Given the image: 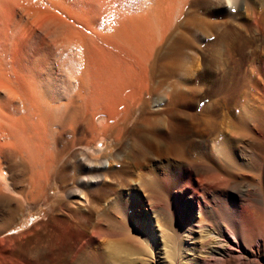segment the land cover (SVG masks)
Masks as SVG:
<instances>
[{"label": "bare ground", "instance_id": "obj_1", "mask_svg": "<svg viewBox=\"0 0 264 264\" xmlns=\"http://www.w3.org/2000/svg\"><path fill=\"white\" fill-rule=\"evenodd\" d=\"M22 1L24 2V0H0V32L8 29L7 25L4 24L3 14L13 13L12 10H16V6H21ZM58 1H54L55 4L62 7V10H65L64 12H68L69 14H67L72 19L78 21L79 24L76 23L77 21L75 23L81 26L79 29L72 23L67 22L62 13L61 15L64 18L59 13L58 15L57 12L45 10L47 15L45 17L42 15L46 19H39V22L35 20V22L40 25L39 28L46 26L47 31L51 30L52 25V27L58 25L62 29L60 30L62 33L60 38L62 36L61 40L65 39L60 40V42L67 40L72 43L75 38L76 46L73 45V49H70L71 45L74 44L73 41L72 44L69 43L70 47H68L73 51L74 48L78 50L80 47L78 56L76 55L77 50L75 55L72 54L73 51L67 52H71L73 57L82 56L84 59H81V61H84V63L82 62L84 64L82 66L83 71L77 73L78 69L81 68L80 66L83 65L81 62L79 63L81 65L76 67L78 76L75 75L77 81H79V90L73 91L71 96L65 100L57 99L58 101L56 100L57 103L55 104V98L51 99L46 96V93L52 95L54 85H50L53 86L51 92H49L50 89L45 91H39L38 87L36 89L35 83L31 81L34 77L32 76L33 79L31 75H29L31 79L24 77L22 62L19 59L16 60L17 58L13 56L10 58V67L14 74L12 76L14 80L5 83L3 75L0 77V88H5L4 94L0 91V157L5 155L8 160H18L17 162L25 167V171L29 172L26 180L27 184L20 192L9 194L0 189V254L4 248L3 244L6 249H11L14 254L15 252L19 254L20 260L16 261L15 259L11 262L12 264H67L69 261L74 260L79 261V264H102L104 260L102 248L105 244L103 239L106 236L111 237L115 234L116 229L118 230V228L115 229V227H118L115 221L119 222V215H122L121 219H123L124 212H126L122 204L123 193L130 199L140 194L141 191H160L161 189L167 190L169 194L176 190V193L186 195L189 193V189L195 185V181L199 180L203 182V200L199 202V212L203 214L210 210L208 207L211 205L208 196L210 188L205 185L206 181L211 177L222 176V171L228 165L233 164L234 157L238 154H241L244 159L255 160L261 147L260 143L251 137L247 140L240 139L237 141L235 135L237 133L232 132L231 138H223V140L202 137L200 142L204 143L207 150L200 154L197 151L198 146L195 140L174 137L172 134L171 122L173 120L177 121L178 124H184L186 121L191 123L195 120L198 123L210 125L212 126L210 130L208 129L210 134L217 130L214 119L204 120V118L211 115L216 118L218 115L217 109H205L199 115L193 112H185L183 115L185 114L186 119L182 118L181 113L184 111L181 108L184 107L185 100L189 98L188 96L191 97L195 94L193 91H198L200 88L197 87L196 82L183 84L175 80L174 76L177 70L182 67L181 63L186 60L182 61V58V60H179L178 58L181 56L175 58L174 61L171 60L172 55L177 54L184 57L185 49L197 46L198 39L202 37L201 34H197L198 30L209 36L208 33L210 34L213 29L209 21L197 17L198 15L191 9L181 19L182 10L175 11L177 0H156L152 13L138 14L137 12L136 15L129 13L118 15L117 11L111 9L114 11L112 13L113 11L110 12L109 9L108 15L105 14L106 16H102L108 10L104 11V7L110 5H108L109 1L106 0H103L105 4L101 0H92V2L86 4L81 2L82 7L80 11L76 9L77 12L73 11L75 8H71L73 9L71 10L68 6L62 4V1ZM222 1L229 7L226 0ZM100 2L104 7L101 6ZM29 3L30 12L34 15L37 10L34 9L32 3L30 4L34 8ZM197 3L198 0H194L192 5L194 6ZM97 5L101 6L102 11L99 7H96ZM234 7L237 8V12L234 10L236 14L231 15L230 21H225V28H222L223 30L215 35L212 43L215 47L217 46V50L226 53V57H228L227 64L229 66H226V70L222 69L225 71L228 82L220 85L219 88L225 91H236L235 94H237V91L244 90L246 83L243 63L249 55L256 60L264 53L261 51L264 48V42L260 43L257 37L259 32L264 36V12L259 11L258 7L255 8L252 0H232L229 8L233 9ZM115 12H117V16ZM243 17L246 18V22L238 23V19L240 20ZM104 19L107 21L115 20L120 23L117 24L121 26L119 30L117 29L118 32L114 30L115 34L110 33L111 29H114V27L110 29L112 27L109 25L110 23L108 24L109 27L107 26L108 28L106 27V30L102 31L101 26L105 21H101ZM234 22L236 26L234 24L230 25ZM113 23L116 22L113 21ZM9 26L11 27L10 23ZM113 26H116V24ZM109 29L110 31H107ZM27 30L26 27L21 28L23 32ZM2 33H0V47H2L0 53L3 51L1 54L4 55L5 53L6 56V52H8L6 56L8 57L11 48L9 43L5 44L3 42ZM213 33L215 34V32ZM77 34L82 37H77ZM79 39L81 42L84 41L81 46ZM100 42L109 46L110 49L114 48L116 50L112 52V50L106 49L107 47H102L103 45L101 46ZM63 44L61 43V46ZM77 45L79 46L77 47ZM65 46L63 45L61 48L65 50ZM68 47L66 50H68ZM130 47L135 48V50L129 51V49H132ZM215 47L213 48L215 49ZM118 49H120V53L125 52L126 56L132 58L131 61L126 62L125 66L118 63L117 60L119 59H116L117 57L113 59V55L117 53ZM217 50H214L215 54H218ZM62 52L65 53L63 50ZM214 53L213 56H215ZM73 57L72 59L75 61L76 58ZM218 57H221V55ZM164 58L167 62L160 63V60ZM72 59L69 60L73 61ZM0 61L2 63L4 60ZM75 62L71 64L74 63L75 65ZM220 62L215 64L217 65ZM151 71L155 79L158 75L156 84L157 87L163 90L159 91L160 94L155 99V105H160V108L156 107L157 109H151L147 105L148 101L144 97L146 91H135V89L145 88L143 87L147 82L145 80L146 78L150 80L151 73L149 76L148 73ZM156 72H158L157 75ZM199 74V70L195 69L190 78L195 79ZM46 84L49 85L50 83H45L42 90L49 87H46ZM62 94L64 93L62 92ZM169 98L178 108L173 107V109H170L169 106L172 107V104L169 105V103L172 101H167L168 109H162V102L169 100ZM141 108L144 109L141 118L146 122L142 123L140 119L138 122H133L132 118L135 112ZM150 114L155 116L152 115L153 118L146 116ZM204 114L207 116L201 117ZM158 119L159 121L162 120L163 124H157ZM205 121L208 123H205ZM141 124L146 126L145 133H140ZM238 127L242 128L241 126ZM206 135L208 136V134ZM108 137L114 138L116 141H123L117 153L104 154L96 149L98 141ZM224 137L226 136L224 135ZM63 142L66 144L63 145ZM60 144L62 145L60 146ZM68 153L70 156L66 157ZM155 160H164L165 163ZM1 166L0 164V168H2ZM68 167H71L72 170H78L76 176L80 179L78 185L70 190H67L69 176L65 173V171L68 172ZM137 170L141 172L137 173ZM4 174L0 173V182L5 181ZM138 175L140 176L139 179L136 178ZM55 188L59 189L58 194L53 193ZM77 192L82 193L83 196L80 197ZM54 196L57 199L49 203V199ZM190 196L193 198L194 195L191 193ZM65 199H68V201L64 203ZM40 201L50 208V213L46 218L29 228L14 231V227L17 226L19 221L27 217L26 211L29 206ZM213 208L212 211L216 213L217 217L225 212L222 206L220 210H217L214 205ZM86 209L88 212L84 213V219L87 220V223L95 218L94 216H98V223L95 225V230H91V234H88L87 230L81 229L79 226L81 224L78 220L79 214ZM139 214L140 216L145 215L144 211ZM167 219L171 222L181 221V218L176 219L174 211L167 215ZM121 222V227H124L122 229L128 228ZM87 223H82V227L86 226L88 228ZM238 224L237 226H227L226 229L218 222L215 224L217 225L216 231H218L220 238L225 239V242L227 240L229 245L234 246L231 242V236L239 244L243 230L250 231V225L246 221L242 220ZM119 247L121 248V246ZM122 248V251L127 249ZM117 250L120 252V249ZM227 250L228 248L226 250L216 249L212 251L211 255L213 258L215 257L214 259H217V254L225 255ZM126 251L129 252V250L124 252ZM10 254L9 252L7 255ZM0 264L3 263L0 261Z\"/></svg>", "mask_w": 264, "mask_h": 264}, {"label": "rangeland", "instance_id": "obj_2", "mask_svg": "<svg viewBox=\"0 0 264 264\" xmlns=\"http://www.w3.org/2000/svg\"><path fill=\"white\" fill-rule=\"evenodd\" d=\"M25 1L26 0H24V2L22 1L23 4H21V6H16V10H12L13 13L3 14L2 16L3 21L5 22L4 24L7 25L8 29H4L5 32L2 31L4 33H0H2V36L4 37L3 42L5 44L9 43L11 51L8 57H6L8 55V52H6V56L5 53L4 55L1 54L3 51L0 53V60H4L2 61V63L0 61V77L3 75V78H5V83H8L10 80H14L12 79V76L14 74L11 71L10 67V58L11 56H13L14 58H17L16 60L19 59V61L22 62L24 67V70L22 71L25 75L24 77L29 78V75H31V78L32 76L34 77V79L32 78L34 81H31L35 83L34 86L36 87V89L39 88V91H45L50 89L49 92H51V87L53 88V86L50 85H54V89H52L53 91L51 92L53 96L49 95L48 93H46V96H49V98L51 99L55 98V101L57 99L65 100L71 96V93L73 91L79 90L80 88L79 81H77L76 79L78 76V74H76V67H79L81 65H79L80 62L84 63V59L82 56L76 58L72 55L73 53L75 55V51L77 50V48H74V51L70 50L73 49V45L76 46L77 42L75 43V38L73 39L74 44H72L73 41L71 43L67 40L64 42H60V40L62 39V36L60 38V34L62 35L60 30L62 29L58 27V25H54V27L57 26L56 29H54L52 25L50 27L52 31H47L46 26H41L42 28L40 27V29V25H37V22H35V20L39 22V19H43L45 15H47L45 11L57 12V14L59 13L60 16L63 15L65 18L63 16L62 18L66 19L67 22L75 25V27H77L78 29L81 26L76 25V23L79 24L78 21L76 19H72L71 16L68 15V12H64L65 10L63 11L62 7H59L55 4V2L58 0H28L26 1L27 3ZM61 1L62 4H65L70 9L75 8L74 10L71 9L74 12H77L78 10L80 11L82 3L86 4L87 2H92V0H59L58 2ZM102 1L103 0H101V2ZM106 1H109L108 5L110 4L109 6L111 7H104L103 4H105V1H103V4L100 2L102 4L100 5L104 7V11L108 9L106 13L103 11L104 13L102 16L108 15L109 9L110 12H112L113 10L117 11L118 15H121L123 13H126V15L127 13L136 15L137 12L138 14L145 12L152 13L153 7L156 4V0ZM193 1L194 0H177L175 5V11L182 10V15L180 18L183 19L188 13V11L191 9L192 11H194L195 14L198 15L197 17H202L203 19L209 21V23L212 24L213 29L210 31V34L208 33L209 36L201 32V30H198L199 32L197 34L202 35V37L200 36L201 38L198 39L199 43H197V46L195 47H189L185 49L184 57H182V55L177 54L171 56L172 61H174L175 58L180 56L181 57L178 58L179 60H186L181 63L182 67L177 70L174 79L180 81L183 84H191L196 82L197 87L200 88V90L198 91H193V93L195 94L191 97L188 96L189 98L185 100V105L181 108L184 111L181 113L182 118L186 119L185 114L183 115V113L185 112H193L199 115L204 112L205 109H217L218 115L216 116V118H214L212 115L210 117H208L206 114H204V116L201 115V117L203 118L207 116L206 118H204V120L214 119L216 122L217 130L210 134L208 133V131L212 127L210 125L206 124V126L203 123H198L195 120H193L191 123L186 121L184 124H178L177 121L173 120L171 122L172 134L174 137L189 138L195 140L198 146L197 151L202 154L205 152V150H207L204 143H202V141L200 142V139L202 140V137H205L206 139L213 138V140H216L219 138L220 140H223V138H231L232 132H236L237 134L235 135L237 137V141H239L240 139L247 140L251 137L252 139L254 138V140L260 143V151L255 157V160L257 161H252V159L249 158L244 159L241 154H238L234 157V165H228V167H226V169L222 171V176L211 177L206 181L205 185H208V187L210 188L208 196L211 200V205H209L208 208L212 211L214 209V205L217 210H220L222 206V209L225 211L222 215L218 217L216 216V213H214L213 211L211 212L210 210V212L207 211L203 214L199 212V202L203 200V182L199 180L195 181V185L189 189V193L186 195L176 193V190L169 194L167 190L161 189L160 191L150 190L151 192L141 191L140 194L130 199L125 193H123L122 204L125 208L124 211H126L124 212L123 219L124 217H127L128 219L125 218L123 220L121 219L122 215H119V222L115 221V223L117 222L116 225L118 226L115 227V229L118 228V230L116 229L115 234H113L114 236L112 234L111 237L104 236L105 238L103 239V241L105 240V244L102 248L104 260L102 264H264V53L263 55L261 54V56H259L256 60H254L253 57L249 55L248 59L243 63V71L246 73V83L244 86L245 88H243L244 90L237 91V94H235L236 91H225L220 89V85L224 84L225 82H228L224 71L227 68L226 66H229V64H227L228 57H226V53H222V51L217 50V46L215 47L212 42L215 39V35H217V33L221 32L225 28V21H230L231 15L233 16L236 14L237 8H233L236 11L234 12V10L226 6V4L222 0H198L199 4H194V6L192 5ZM29 2L32 3L35 8ZM28 3L31 5V7L37 10V13H35L36 15L34 14L35 17L33 13L30 12L31 8L28 7ZM252 4L255 8L258 7L257 9L259 11L264 12V0H252ZM100 5H97L96 7L100 8ZM215 6L216 8H214ZM100 11H102L101 8ZM117 12H115L116 16ZM112 13H114V11ZM42 14L44 15V17ZM5 16L7 19L5 18ZM39 16L40 18H38ZM75 21L77 22L75 23ZM104 21L105 23L101 26V28L103 29L102 31L106 30V27L109 23V25L112 26L110 27V29L113 27L114 29H111V31L109 29L107 31H110V33L112 34H115V31L117 29L119 30L121 27L118 26L120 23H117V21L115 20H108V22L106 19H104L101 22ZM113 21L116 23H113ZM237 22H246V18H240V20L238 19ZM9 23L11 27L9 26ZM114 24H116V26H113ZM231 24H234V26H236L235 22L230 23V25ZM20 27H26L28 30L26 32H23L21 31ZM213 32H215V34ZM5 36H8L10 39L7 37L6 40ZM77 37L82 36L77 34ZM257 37L259 38L260 43L264 42V36L261 32L258 33ZM79 41L78 42L81 46V43H84V41L82 40L83 42H81L80 39ZM61 43H64V46L66 44L65 50L69 46V43H71L72 45L70 44L71 48L69 49V46L68 50L65 51L63 48H61L63 47V45L61 46ZM100 45H103L102 47L105 46L104 48L107 47L106 49L112 50V52L113 50H116L114 48L110 49L109 46H106V44L102 42H100ZM78 46L79 45H77V47ZM213 47H215V49ZM0 48V50H2V47ZM130 48L132 49H129V51L135 50V48L133 47ZM62 50L66 53V55L62 52ZM79 50L80 47L76 51L77 56L79 54ZM119 50L120 49L116 51L117 53L114 52L115 55H118L115 56L113 55L114 53L112 54L113 59H115L114 57H117L116 59L120 60V62L119 60H117L118 63H120L121 66H125L126 62L131 61L130 59L132 58L130 56H126L127 54L125 52L120 53L121 51L119 52ZM214 50H217L218 54H215L216 52ZM67 51L73 52L71 54V52ZM261 51L264 52V48ZM213 53L215 56H213ZM70 54L72 55L71 58ZM219 55H221V57H218ZM72 57L74 59L76 58L75 61L77 62H75ZM69 59H72L73 61ZM81 59L83 60L81 61ZM160 61V63H164L165 61L167 62L166 58L161 59ZM72 62H75L76 64H71ZM216 62H220L217 64L218 66L215 64ZM1 65L3 66V68ZM221 65L223 66L221 67ZM82 66H84V64L80 66L81 68L78 69L77 73L79 71H83ZM223 68L224 70H222ZM195 69H198L200 74L197 78L191 79L190 76L194 73ZM70 70L71 72H69ZM71 73H73L72 76ZM157 74L158 72H156V75ZM148 76L150 77V80H147L146 78V86H143L145 88L135 89V91H146L144 97H146V100L148 101L147 105L150 106L151 109H155L156 107L160 108V105H155V99L157 95L160 94L159 91H163L162 89L157 87L156 84L158 75L155 79L151 71L148 73ZM51 80H53V83L51 82ZM46 81L50 83L49 85L46 84V87H49L47 89L42 90V87L45 86L44 84L48 83ZM0 91L2 94H4L5 88H0ZM62 92L64 94H62ZM67 92L69 93V95ZM57 95L58 97L56 98ZM170 99L171 98H169V100H166L165 102H162V109H168L167 101H172V99ZM57 101L55 102V104L57 103ZM171 104L172 107L169 106V108L173 109V107H175L176 109L177 105L173 101L169 103V105ZM173 104H175V106H173ZM143 113V108L138 109L132 118L133 122H138L139 119L140 121H142V123L146 122V120L141 118ZM152 115L154 114L146 116H151L153 118ZM158 121L159 119L157 120V124H163L162 120L159 122ZM206 122L207 121H205V123ZM238 126H241L242 128H239ZM140 131V133H145L146 126L144 124H141ZM206 134H208V136ZM224 135L226 137H224ZM62 144L65 145L66 143L63 142ZM62 144H60V146ZM122 144L123 141H116L114 138L108 137L106 139L98 141L96 149L102 151V153L104 154L117 153ZM1 156L2 157H0V164L2 165V168H0V173H5L4 177L6 183L5 181L0 182L2 184H0V189H3V192L5 193L16 194L17 192H20L25 188L27 184V175L29 174V172L25 171V167L21 163L17 162L18 160H8L5 155ZM69 156L70 155L68 153L66 157ZM260 159L263 160L261 161ZM155 161L158 162L159 160ZM159 162L165 163L164 160H161ZM256 164L258 167L256 166ZM67 170L68 172L65 171V173L69 176L67 179L69 181L67 190H70L72 188L74 189V187H76L80 182L78 181L80 180L78 179L79 177L77 178L76 176L78 170H72L71 167H68ZM140 172V170H137V173ZM138 177L140 176L138 175L136 178L139 179ZM58 191L59 189L55 188L53 193L58 194ZM77 193L80 197L83 196L82 193ZM191 193L194 195L193 198L190 196ZM55 199H57L56 196L50 198L49 203L54 202ZM67 201L68 199H65L64 203ZM141 211H144L145 215L140 216L139 213ZM171 211H174L176 219L181 218V221H167V215H169ZM87 212L88 210L86 209L79 214L78 220H80L81 224H84V222L87 223V220L84 219V213ZM49 213L50 208L42 201L29 206L26 211L27 217L19 221L17 226L14 227V231L29 228L33 224H36L45 219ZM94 217L95 218H93L87 223L88 228H86V226L82 227L81 224L79 225L81 229L87 230L88 234H91L92 231L95 230V225H97L98 223V216L96 215ZM215 218H217L218 220H215ZM120 220L124 222H121ZM242 220L246 221L247 224L250 225H248L250 231L243 230V235L239 244L234 241L232 236L231 242L234 246L229 245L227 243V240L225 242V239L220 238L218 231H216L218 225H215L216 223L219 222V224H221L227 229V226L239 225L238 223H241ZM120 222L128 226V228H126L128 231L126 229H122L124 227H121ZM3 246L4 248L2 249V253L0 254V257H2L0 258L1 263L12 264L11 262L15 261V259L16 261H18L20 255L16 254V252L15 255L13 253L14 251L12 252L11 249H6L4 244ZM119 246H121V248ZM122 247L127 248L125 250H129V252H124L125 250L122 251ZM116 248L120 249V252ZM226 248H228L227 253H225V255L217 254V259H214L215 257L213 258V256L211 255L212 251H215L216 249L226 250ZM5 251L7 252V254H9L10 252V255L12 256L7 255ZM129 256L131 257L128 259ZM130 259L132 260L131 262L129 261ZM67 264H79V261H69Z\"/></svg>", "mask_w": 264, "mask_h": 264}, {"label": "snow or ice", "instance_id": "obj_3", "mask_svg": "<svg viewBox=\"0 0 264 264\" xmlns=\"http://www.w3.org/2000/svg\"><path fill=\"white\" fill-rule=\"evenodd\" d=\"M226 3L229 5V7L231 6L232 0H226ZM234 10V9H233Z\"/></svg>", "mask_w": 264, "mask_h": 264}]
</instances>
